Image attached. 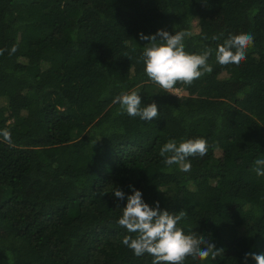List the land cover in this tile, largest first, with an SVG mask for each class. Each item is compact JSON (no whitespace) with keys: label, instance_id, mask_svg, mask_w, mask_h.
Instances as JSON below:
<instances>
[{"label":"trees","instance_id":"obj_1","mask_svg":"<svg viewBox=\"0 0 264 264\" xmlns=\"http://www.w3.org/2000/svg\"><path fill=\"white\" fill-rule=\"evenodd\" d=\"M183 40L188 54L211 49L205 73L184 92L151 82L139 34ZM251 33L239 65L221 66L217 46ZM217 36L219 39L213 40ZM17 51L9 55L13 46ZM0 264H152L123 245L118 225L129 186L150 208L222 250L184 264H256L264 254V0H0ZM137 91L155 103L150 122L113 100ZM207 141L191 170L166 166L169 140ZM170 155V154H169Z\"/></svg>","mask_w":264,"mask_h":264},{"label":"clouds","instance_id":"obj_2","mask_svg":"<svg viewBox=\"0 0 264 264\" xmlns=\"http://www.w3.org/2000/svg\"><path fill=\"white\" fill-rule=\"evenodd\" d=\"M190 33L186 30L177 31L170 35L167 31L158 30L154 35L139 34L144 45L141 59L144 72L149 80L169 94L175 95L177 83L191 85L193 81L201 78L205 73H211L212 67L207 64L211 49L202 54H188L184 51L183 40ZM213 40L219 39L217 36ZM254 36L251 33L230 35L223 44L217 46L216 61L221 66L229 64L239 65L246 58V50L253 45ZM5 49H0L3 55ZM17 47L14 45L9 55L14 54ZM119 105V113H126L130 117H139L141 121L150 122L158 117V106L151 103L141 107V98L137 91L121 92L113 100ZM0 135L11 143V133L4 130ZM208 152L207 141L204 138L187 139L179 145L175 140H169L160 149L163 163L166 166L178 165L181 172H189L191 163L189 157L203 158ZM170 154V155H169ZM257 176H264V159L254 161L252 169ZM132 194L125 197L119 188L112 194L117 200H125L122 216L118 219L119 226L130 233H137L136 238L126 236L122 243L139 257L145 253L154 257L152 264H184L188 257L206 260L210 256L215 259L222 250L216 249L214 243L204 236L196 233L186 235L177 223L186 213L182 210L178 214H171L159 209L150 208L143 199L142 193L133 186H129ZM249 256L256 264H264V254L246 253L245 262Z\"/></svg>","mask_w":264,"mask_h":264},{"label":"rangeland","instance_id":"obj_3","mask_svg":"<svg viewBox=\"0 0 264 264\" xmlns=\"http://www.w3.org/2000/svg\"><path fill=\"white\" fill-rule=\"evenodd\" d=\"M175 95L181 96V95H184V92H182L181 90L178 89V91L175 93Z\"/></svg>","mask_w":264,"mask_h":264}]
</instances>
